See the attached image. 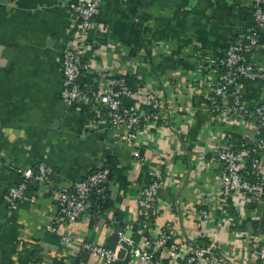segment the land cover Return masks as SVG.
<instances>
[{
    "label": "crops",
    "instance_id": "0c3cea01",
    "mask_svg": "<svg viewBox=\"0 0 264 264\" xmlns=\"http://www.w3.org/2000/svg\"><path fill=\"white\" fill-rule=\"evenodd\" d=\"M76 1L0 0V264H103L82 245L113 248L116 231L134 235L127 226L139 214L141 180L157 166L164 186L152 213V236L170 224L179 245L212 242L224 264H264L253 253L255 240L264 242V199L224 200L222 166L212 159L215 149L243 148L251 127L214 117L200 70L203 57L225 49L252 23L249 5L238 0L103 1L88 35L81 81L89 78L86 85L96 89L103 74L131 77L138 87L158 92L171 126L143 129L127 143L121 142L125 130L109 126L107 109L96 98L70 108L61 100L58 58L73 21L69 4ZM261 49L253 60L264 66V39ZM239 87L250 109L264 93L263 82L241 80ZM110 155L118 167L128 166L129 192L123 194L111 180L105 216L91 213L73 224L72 244L62 247V230H46L53 191L84 178ZM37 162L51 166L54 174L45 185L28 189L9 212L5 195L18 179L17 169ZM203 211L210 220L201 219ZM159 254L165 264H181L178 251ZM117 264H127L126 257Z\"/></svg>",
    "mask_w": 264,
    "mask_h": 264
},
{
    "label": "built area",
    "instance_id": "2783aa9c",
    "mask_svg": "<svg viewBox=\"0 0 264 264\" xmlns=\"http://www.w3.org/2000/svg\"><path fill=\"white\" fill-rule=\"evenodd\" d=\"M103 1L77 0L69 4L74 16L68 30L69 39L61 48L58 58L62 85L60 97L67 108L96 98L107 109L109 126L125 130L121 142L134 143L138 132L143 129L171 126L164 118L162 99L157 91L143 87L133 90L124 76L110 73L102 75L103 82L96 89H90V86L81 82L82 62L90 47L88 35L101 13ZM238 1L249 5L252 23L244 26L242 32L225 49L201 59V83L207 90L214 117H231L232 123L236 125L246 121L251 127L250 140L246 142L248 148H245L246 145L240 150L222 147L212 152L213 161L222 166L220 195L224 200L241 197L251 203H259L264 199V93L250 109L244 102L239 81L264 83V66H259L253 60L262 51L264 0ZM89 62L91 66L92 61ZM126 101H132L133 105L130 108L124 107ZM135 157L140 159L138 153H135ZM2 165L0 157V168ZM53 174V168L44 162L18 168L17 181L6 190L9 212L18 208L30 187L45 185ZM151 177L152 183L141 186L137 197L138 217L127 226L130 232L138 236V240L131 234L118 230L115 232V247L106 248L94 243H84L83 249L101 259L103 264H117L121 250L125 251L127 264H165L159 254L163 249L178 251L181 264H224L223 258L216 254L217 248L212 242L197 246L176 243L170 224L157 236L149 233L153 226L152 213L155 211L158 193L164 186L159 166L153 168ZM110 182L109 170L102 165L69 186L53 191L54 210L46 230L52 233L62 230L59 237L62 247L72 244L69 227L92 215L91 213L99 217L100 204L106 200ZM200 214L204 221L211 219L208 211ZM253 247L255 258L264 263V242L257 238Z\"/></svg>",
    "mask_w": 264,
    "mask_h": 264
},
{
    "label": "trees",
    "instance_id": "16d2710c",
    "mask_svg": "<svg viewBox=\"0 0 264 264\" xmlns=\"http://www.w3.org/2000/svg\"><path fill=\"white\" fill-rule=\"evenodd\" d=\"M251 25V24H250ZM127 83L129 84V86L133 89V90H137L138 87L133 81V79L131 77L128 76H124ZM82 82V81H81ZM83 83V82H82ZM87 85H90V80L89 78L86 79V81L84 82ZM133 105L132 101H126L124 103V107L126 108H130V106ZM245 148H248V146L246 145ZM103 167L107 168L109 170V174H110V180H113L114 182L118 183L120 190L123 191V194H125V192H129L128 190V179H127V167H118L117 166V161L115 159V157L113 155H110L107 157ZM145 176H143V180H141L142 185L146 186L152 183V177L148 175L147 172L144 173ZM32 187H30L29 189H31ZM108 206V201H105L104 203L100 204V209H99V217H104L105 212H106V208ZM115 238H116V234H115ZM133 238L135 240H138V236L134 233Z\"/></svg>",
    "mask_w": 264,
    "mask_h": 264
},
{
    "label": "water",
    "instance_id": "95a60500",
    "mask_svg": "<svg viewBox=\"0 0 264 264\" xmlns=\"http://www.w3.org/2000/svg\"><path fill=\"white\" fill-rule=\"evenodd\" d=\"M116 24H118V22H116L115 25ZM124 255H125V251L124 250L119 251V253H118V259H122L124 257Z\"/></svg>",
    "mask_w": 264,
    "mask_h": 264
}]
</instances>
